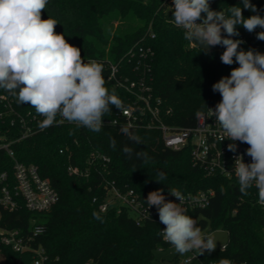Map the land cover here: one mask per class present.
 Segmentation results:
<instances>
[{
  "label": "trees",
  "instance_id": "obj_1",
  "mask_svg": "<svg viewBox=\"0 0 264 264\" xmlns=\"http://www.w3.org/2000/svg\"><path fill=\"white\" fill-rule=\"evenodd\" d=\"M264 16V0H250ZM213 10L240 6L242 0H216ZM243 10L245 18L254 15ZM57 20L55 31L80 48L82 57L122 56L137 41L149 44L153 51L151 77L155 93L163 98L165 108L172 110L168 122L177 126L195 124L197 113L222 97L213 92L212 85L229 76L237 63L221 62L222 50L206 51L189 44L183 30L173 21L169 0H49L42 18ZM117 22V24H115ZM233 39L244 41L240 48L264 53V41L250 36L242 26ZM155 33V37H151ZM16 112H35L30 104L20 105L16 98L0 89V141H12L16 157L25 163H35L42 175L48 177L60 198L49 210L34 213L22 206L17 211L3 212V223L9 228L29 229L31 219L44 224L46 230L37 243L46 247V264H159L156 251L170 246L160 235L155 221L137 225L131 213L124 209L102 212L100 203L105 190L96 173L90 178H78L67 173L69 164L61 148L71 146L73 162L84 164L94 149L111 157L109 170L120 187L128 185L139 192L148 189L178 188L182 193L214 189L211 202L203 208L188 209L198 226L211 232L222 228L228 232L226 249H215L198 256L204 262L222 259L235 263L264 264V208L256 201L255 190L247 196L239 192L237 178L221 175L207 176L193 165L189 148L165 146L159 131L141 130L131 134L110 126L94 132L73 124L53 125L20 139L21 127ZM115 142V148L112 147ZM125 148L129 151L126 153ZM146 154V156L144 155ZM13 159L0 148V172H13ZM166 178L158 182V174ZM226 189L221 192V186ZM94 213L101 220L94 218ZM0 251L7 263L18 259L33 264L30 253H17L0 242Z\"/></svg>",
  "mask_w": 264,
  "mask_h": 264
},
{
  "label": "clouds",
  "instance_id": "obj_2",
  "mask_svg": "<svg viewBox=\"0 0 264 264\" xmlns=\"http://www.w3.org/2000/svg\"><path fill=\"white\" fill-rule=\"evenodd\" d=\"M48 2L0 0V89L15 97L18 104H30L43 117L39 121L41 129L52 126L59 116L61 121L99 132L110 106L122 109V101L106 87L102 65L95 61L86 63L80 48L55 31L57 20L42 18ZM242 2L243 8L232 6L216 11L210 0H173L171 12L174 25L183 30V38L189 44L200 50L221 45L225 49L221 62L239 65L212 85L213 92L222 99L208 110L221 130L220 142L225 137L232 141L228 151H237L236 141L249 145L246 155L251 162L245 163L243 155L236 156L233 171L239 192L247 196L248 190L255 187L258 203L264 206V53L245 51L240 48L244 41L232 38L240 35L237 26H242L249 33L262 29L256 38L264 41V16L250 0ZM244 9L256 14L245 18ZM123 132L139 143V137L127 128ZM165 178L161 173L155 180L161 182ZM220 191H226L223 185ZM169 194L179 203L166 200L163 189L147 196V206L156 207L159 221L165 226L160 232L163 240L180 255L214 251V235H205L197 220L186 214L185 195L178 188H169ZM94 218L103 222L95 213ZM219 264L230 261L222 259Z\"/></svg>",
  "mask_w": 264,
  "mask_h": 264
},
{
  "label": "built area",
  "instance_id": "obj_3",
  "mask_svg": "<svg viewBox=\"0 0 264 264\" xmlns=\"http://www.w3.org/2000/svg\"><path fill=\"white\" fill-rule=\"evenodd\" d=\"M216 0H210V4ZM172 7L173 0H169ZM262 31L257 28L251 32L250 36L256 37V33ZM155 37V33H151ZM154 51L149 44L137 41L127 51L117 58L110 55L99 57H82L87 63L95 61L102 65L103 76L109 92L121 99L123 108L111 107V111L103 116V125L110 126L123 131L127 128L129 133L141 130L159 131L160 137L165 146L173 149L189 148L191 160L194 166L200 168L207 176L221 175L227 178H236L233 171L234 159L243 155L245 163L251 162V157L246 155L249 147L246 143L236 141L237 151H228V144L232 141L220 142L218 137L222 134L215 117L208 110L214 109L216 103H210L205 110L197 113L195 124L191 126H177L170 124L168 118L172 110L165 108L163 98L155 93L151 77V59ZM9 108L16 114L12 119V124L17 119L21 127L20 139L43 131L39 127L42 116L36 112H26L25 114L16 112L11 103ZM73 124L61 121L57 117V122L53 125ZM52 125V126H53ZM47 129V128H46ZM12 141H0V148L5 149L13 159L12 175L8 171L0 172V242L10 247L17 253H30L33 264H46L49 254L41 243H37L39 235L46 230L44 224L37 222V217L31 219L29 229L9 228L3 223V212L17 211L22 206L34 213H41L49 210L61 197L58 190L53 186L48 177H44L40 168L35 163H25L16 157L12 149ZM71 146L61 148L60 152H66L68 158L67 173L78 178H90L96 173L100 183L105 190V199L100 203V210L106 212L116 209L121 212L126 209L131 213L137 225L144 221H155L160 226V232L165 227L159 221L158 211L155 206H147L148 193L157 189L151 188L145 192L125 185L120 187L111 176L109 165L111 157L101 152L99 149L92 150L85 163L80 165L73 162V151ZM254 188L256 201L258 203V190ZM166 200L179 203L175 197L169 194V190H163ZM186 200L183 207L188 209L206 207L215 194V190L201 189L195 193H183ZM260 205V204H259ZM262 208L264 206L260 205ZM221 249H226V244ZM193 253L192 257L186 258L180 264H190L197 257ZM230 264L235 263L229 260ZM205 264H219L217 261L204 262ZM12 264H23L20 259Z\"/></svg>",
  "mask_w": 264,
  "mask_h": 264
},
{
  "label": "rangeland",
  "instance_id": "obj_4",
  "mask_svg": "<svg viewBox=\"0 0 264 264\" xmlns=\"http://www.w3.org/2000/svg\"><path fill=\"white\" fill-rule=\"evenodd\" d=\"M115 24H117V22ZM197 226H198V224H197ZM202 231L205 233V235H207V234L214 235V238H215L216 243H217L216 249L222 248V246L224 244H227V242H228L229 236H228V232L225 229L218 228V229H215L211 232H207L206 230L202 229ZM205 252H207V251H205ZM193 253L199 254L196 251H190L184 255H180V254L176 253L174 251V249L172 248V246L170 245L167 248H164L162 250L159 249L158 251H156V259H157V262L159 264H180L186 258L192 257ZM6 261H7L6 254L3 251H0V264H5V263H7ZM190 264H205V263L199 256H197L191 261Z\"/></svg>",
  "mask_w": 264,
  "mask_h": 264
},
{
  "label": "water",
  "instance_id": "obj_5",
  "mask_svg": "<svg viewBox=\"0 0 264 264\" xmlns=\"http://www.w3.org/2000/svg\"><path fill=\"white\" fill-rule=\"evenodd\" d=\"M206 51H217V50H222L224 51V47L221 46V45H217V46H214V47H208L207 49H204Z\"/></svg>",
  "mask_w": 264,
  "mask_h": 264
}]
</instances>
